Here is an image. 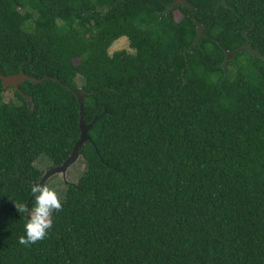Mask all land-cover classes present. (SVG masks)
I'll use <instances>...</instances> for the list:
<instances>
[{
	"label": "trees",
	"instance_id": "obj_1",
	"mask_svg": "<svg viewBox=\"0 0 264 264\" xmlns=\"http://www.w3.org/2000/svg\"><path fill=\"white\" fill-rule=\"evenodd\" d=\"M173 1L0 0L1 72L59 79L0 80V264H264V0ZM72 89L86 167L26 247L15 203L71 154Z\"/></svg>",
	"mask_w": 264,
	"mask_h": 264
},
{
	"label": "clouds",
	"instance_id": "obj_2",
	"mask_svg": "<svg viewBox=\"0 0 264 264\" xmlns=\"http://www.w3.org/2000/svg\"><path fill=\"white\" fill-rule=\"evenodd\" d=\"M31 193L34 198L31 208L24 203H15L16 210L28 216L24 225L26 235L19 237V243L26 247L46 239L49 236V230L53 227V214L63 210V198L49 186L33 184Z\"/></svg>",
	"mask_w": 264,
	"mask_h": 264
},
{
	"label": "water",
	"instance_id": "obj_3",
	"mask_svg": "<svg viewBox=\"0 0 264 264\" xmlns=\"http://www.w3.org/2000/svg\"><path fill=\"white\" fill-rule=\"evenodd\" d=\"M178 3H182V4H185L189 7H191L190 3L187 2L186 0H174L173 3L169 6V8H173ZM199 29H200V27H199ZM47 78H51L53 81L59 82V79L57 77H43L41 79H38L34 76L26 74L22 68L17 73L4 75L1 72V67H0V80H1L2 86L4 88L16 89L20 94H22L25 97L26 100H29V95L24 94L22 92V90L20 89L19 85L26 80H29V81L36 83L38 81L46 80ZM65 86L69 87L68 85H65ZM72 91L76 95L78 103H79V107H80V120H79L80 134H79V138L75 142L71 154L64 160V162L61 165L52 167L48 171H45L38 184L43 185L46 182V180L48 179V177H50L53 174L65 173L66 168L79 157V148L81 147V145L84 142L90 140L88 131L92 125V122L86 123L84 121V118L81 115V108H82V104H83V92L75 90V89H72ZM29 106H30V104H29ZM97 118L98 117H95L93 119V121H96Z\"/></svg>",
	"mask_w": 264,
	"mask_h": 264
},
{
	"label": "rangeland",
	"instance_id": "obj_4",
	"mask_svg": "<svg viewBox=\"0 0 264 264\" xmlns=\"http://www.w3.org/2000/svg\"><path fill=\"white\" fill-rule=\"evenodd\" d=\"M174 16L177 20L181 18V14L178 11L174 12ZM120 49H127L130 50L128 47V40L126 37H120L119 39L115 40L112 45L109 47L108 51L111 54L113 51L120 50ZM80 84V81H78ZM13 93L10 89L6 90L4 93L5 100L12 98ZM50 161L46 156H41L36 162L35 165L40 168L41 170L48 171L50 168ZM86 167L85 161L79 156L74 162H72L67 168L65 173H57L53 174L46 181H48L51 185H53V189L56 190L60 197L63 196L64 190L66 188L67 182H76L78 178L81 176L82 172Z\"/></svg>",
	"mask_w": 264,
	"mask_h": 264
}]
</instances>
